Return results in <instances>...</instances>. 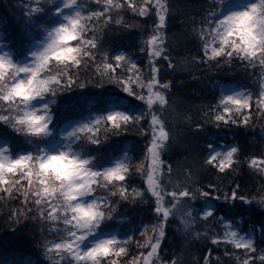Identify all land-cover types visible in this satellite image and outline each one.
I'll return each instance as SVG.
<instances>
[{
	"label": "snow or ice",
	"instance_id": "1",
	"mask_svg": "<svg viewBox=\"0 0 264 264\" xmlns=\"http://www.w3.org/2000/svg\"><path fill=\"white\" fill-rule=\"evenodd\" d=\"M34 2L38 4V0ZM48 2L55 3L50 11L55 13L56 22L44 29V37L35 50L29 49L24 59H16L8 51L0 52V109L8 113H0V122L23 135L26 143L34 149L13 154L0 144V192L8 197L18 192L23 198L25 211L31 212L34 206L37 213L33 218L49 225L48 231L57 237L45 244L51 264H120L121 259L128 255L130 239L102 235V226L113 219L112 213L116 211L111 197L119 196L121 200L134 202L150 194L160 222L152 226L151 235L147 229L141 233L145 242L136 243L148 251L140 252L129 264H157L161 241L165 237V224L170 217L176 218L178 213L192 217V211L183 202L194 194L187 186L180 185H173V190L168 191L164 183L166 176L172 173L171 166L161 159L169 132L158 112L168 105L165 90L170 84L161 83L158 79L159 68L155 66L154 59L149 62L147 81L142 69L124 54L112 57L114 63L109 62L105 54L103 60L96 64L97 72L120 84L128 96L143 101L148 109L151 139L145 149L144 161L139 165L134 166L131 157L125 155L124 159L110 166L97 167L95 157L74 145L82 139L91 145H99L102 130L119 133L129 124L139 123L145 113L133 115L127 109L112 108L106 114L74 128L68 133L67 142L59 146L52 139L54 133L50 125L53 124L51 105L56 102L58 92L74 86L85 87L79 82V71L89 62L96 63L95 50L99 47L97 22L102 20L104 26L112 23V12H119L127 6L137 15L146 17L154 10L157 22L153 34L145 41L146 48L151 58L167 59L163 32L168 17L167 0H142L139 4L138 0H94L100 6V10L94 11H88L78 0ZM65 9L71 14L65 13ZM44 11L41 6L32 7L28 9L29 18ZM210 15L214 24L210 22L209 28L199 32L204 56L218 64L221 60L229 62L238 58L247 62L246 67H259L261 91L255 103L258 109H264V0H248L237 10ZM115 23L120 24L121 19H116ZM3 47L0 44V49ZM169 67L174 65L169 62ZM118 68H125L130 74L121 78L117 75ZM252 103L253 96L247 91L224 95L220 100L222 108L214 119L218 123L247 125L250 117L244 116L237 121L233 115L250 109ZM237 152L238 148L233 146L224 152H215L205 162L215 164L220 172H224L232 166ZM259 165H264V158L251 159V167L258 168ZM133 168L142 176L146 187L133 188L129 192L127 180ZM259 170L264 171V168ZM98 190H103V193ZM201 195L207 198L210 193L202 192ZM166 198H171L167 206ZM226 199L245 201V198L237 197L235 191ZM260 203L264 204V198ZM213 214V211L205 209L201 218L208 220ZM194 220V217L182 220L185 230ZM220 222L224 223L223 219ZM211 243L230 244L237 250L243 249L246 258L240 260L237 257L239 264H254L251 254L256 249L251 235L241 234L231 224H225L223 235L214 237ZM210 255L205 256V264H209ZM258 258L264 262V255ZM171 264H177V261Z\"/></svg>",
	"mask_w": 264,
	"mask_h": 264
},
{
	"label": "trees",
	"instance_id": "2",
	"mask_svg": "<svg viewBox=\"0 0 264 264\" xmlns=\"http://www.w3.org/2000/svg\"><path fill=\"white\" fill-rule=\"evenodd\" d=\"M235 1L167 0L168 17L163 30L164 55L167 59L151 58L146 48L145 41L153 34L157 22L154 10L146 17L137 15L127 6L119 12H112V23L104 26L102 20L97 22L99 47L95 50L96 63L89 62L86 68L79 71V82L85 84V87L74 86L70 90L60 91L55 101H60V105L64 103L63 109L51 105L52 113L60 120L71 115L80 117L86 112L88 107L81 106L87 104L84 95L87 92L95 93L92 95L94 97H102L101 104L105 106L128 108L134 101L140 100L128 96L120 84L97 72L96 64L103 60L105 54L109 62L114 63L111 58L123 50L142 69L144 80L147 81L149 62L154 59L155 66L159 68L158 79L161 83L170 84L169 89L165 90L168 105L158 112L169 132L167 147L161 153V159L171 166L172 173L166 176L164 183L168 191L173 190V185H180L187 186L194 194L183 202L192 211V217H184L183 213H178L176 218L170 217L165 224V237L161 241L157 264H171L174 260L177 264H205L204 258L209 253V264H239L237 257L245 259V250H237L230 244L211 243L214 237L223 235L225 224L233 225L242 233L253 234L256 252L251 255L254 257V264H264L258 258L264 255V204L260 203L264 198V171L259 170L264 165H259L258 168L250 166L252 158H264V109H258L255 103L261 91V69L246 67L247 62L238 58L229 62L221 60L219 64L215 60H207L199 38L201 29H207L210 22H215L210 13L222 14ZM78 3L88 11L100 10L94 0H78ZM139 3L142 0H138ZM36 6L39 4L34 0H0V27H3L0 29V42L7 43L14 49L21 47L16 59L28 50L32 41L42 40L44 29L56 22L53 11L28 18V9ZM54 7L55 5L52 8ZM39 18H44L40 23L48 18L44 22L46 27L34 34L31 25L32 22L39 21ZM116 19H121V23L116 24ZM169 62L174 67H169ZM128 74L130 73H126L125 68L117 69V75L121 78ZM236 86L251 89L253 103L250 109H243L241 113L234 114L233 118L241 121L244 116H248L250 119L247 125L218 123L214 117L222 108L220 100L225 95L224 90ZM136 104L134 103V108ZM80 110L84 113L78 114ZM138 110L129 111L136 115ZM147 112V109L141 112L145 116L139 123L129 124L119 133L102 130L99 133V145H91L86 139H82L74 146L87 150L95 157L97 167L111 163L114 156L126 151L131 153V163L139 165L144 161L145 149L151 139L148 134L151 117ZM0 113L8 114L2 109ZM5 137L10 140L15 151L23 150L27 144L23 135L0 122V140ZM227 143L239 144V150L233 158L232 166L220 172L215 164L205 161L211 157L214 147ZM127 186L129 192L133 188L146 187L135 168L127 180ZM98 191L103 193V190ZM234 191L237 197H243L251 203L240 199H226ZM202 192H209L210 196L206 198L201 195ZM0 197H3L0 199V264H51L45 252V244L57 237L48 231L47 223L33 218L37 209L33 206L31 212H26L23 198L18 192H14L11 197L0 192ZM111 199L115 201L116 211L112 213L113 219L102 226V233L114 232L120 234V237L116 235L118 239H130L131 242L127 245L128 255L120 261V264H129L140 252L148 251L140 248L136 241L143 244L145 237L141 233L147 229L151 235L152 226L160 222V217L154 211V198L150 194L147 198L134 202L121 200L119 196ZM170 199L166 198V206ZM207 205H212L214 214L204 220L201 217ZM193 217L194 223L185 230L182 220H191ZM221 219L224 223L220 222Z\"/></svg>",
	"mask_w": 264,
	"mask_h": 264
},
{
	"label": "rangeland",
	"instance_id": "3",
	"mask_svg": "<svg viewBox=\"0 0 264 264\" xmlns=\"http://www.w3.org/2000/svg\"><path fill=\"white\" fill-rule=\"evenodd\" d=\"M57 1V0H56ZM248 2V0H241V2H240V4H239V6L236 8V9H234V10H237V9H239V7L242 5V4H244V3H247ZM38 4H39V6H41V7H43L44 9H45V11H47V14L50 12V9L55 5L54 3H49L48 2V0H38ZM54 4V5H53ZM44 11V12H45ZM65 11V13H67V14H71V12H70V10H68V9H65L64 10ZM26 13H24V15H25ZM47 14L44 16V18L47 16ZM36 14H33L32 16H35ZM28 18H29V16H28ZM41 18V17H40ZM39 18V21H37V22H32V25L31 26H33L32 27V33H33V31H34V34H38V32H40L44 27H46V23H44V22H46V20L48 19H46L44 22H42V23H40L43 19H40ZM40 23V24H39ZM1 28H3L2 26L0 27V29ZM0 38H1V34H0ZM41 40H37L36 42H35V44H33L32 45V47H30V49H32V50H35V48H36V46H37V44L40 42ZM0 44H2V45H4V47L2 48V49H0V52H5V51H8V52H11L12 53V55H13V57L14 58H17V55L20 53V50H19V48H21V47H19V48H16V49H14L13 47H11V46H9V44H4V43H2V42H0ZM28 52H29V49H28ZM120 54H124V53H120ZM26 55V54H25ZM119 55V54H118ZM25 58V57H24ZM23 58V59H24ZM29 58H30V54H29ZM236 91H247V92H250L251 93V91L250 90H248V89H244V88H233V89H230L229 91H228V93H226V95H228V94H232V93H234V92H236ZM59 93V92H58ZM96 103H95V105L93 104V105H90L91 107H96ZM53 106H55V107H59V108H64L65 106H64V103H62L61 105H60V101H58V102H55L54 104H53ZM51 110H52V108H51ZM83 110V109H82ZM82 110H80V113H82ZM52 112V111H51ZM100 115H102L101 114V112L100 113H97L96 115H86V117L83 119V120H79V121H75V122H73V123H70V124H64V126L62 127V132H61V140H59V142H57L58 143V146L61 144V143H66L67 141H66V137H67V135H68V133H71L73 130H74V128H76V127H78L79 125H82V124H85V123H88V122H90V121H92V120H94V118H96V117H98V116H100ZM52 118H53V124L52 125H50V128H52V130H53V133H54V129H55V126L57 125V123H56V121H57V119L55 118V116H54V114L52 113ZM7 137H5L3 140H0V144H2L5 148H7L8 150H9V152H11V153H13V154H15V153H18V152H26V151H34V149L31 147H28L29 148V150H28V148L26 147V146H28L29 144H26V145H24V149L22 150V151H20V150H18V151H15L16 149H14V147L12 146V143H10L9 141V139L7 140L6 139ZM34 139V138H33ZM52 139H55V135H53V137H52ZM31 146V145H30ZM233 146H235V147H237L235 144H230V145H227L226 147H220V148H217L215 151H213V153H211V155H213L215 152H224V151H226V150H229L231 147H233ZM125 155H127L128 157H130V154L129 153H127V154H125ZM125 155L124 156H119L118 158H117V160H121V159H124L125 158ZM116 160V161H117ZM110 166V165H109ZM211 206V205H210ZM103 236H105V237H110V236H116V234L115 233H104V234H102ZM252 237V239H253V236H251Z\"/></svg>",
	"mask_w": 264,
	"mask_h": 264
},
{
	"label": "bare ground",
	"instance_id": "4",
	"mask_svg": "<svg viewBox=\"0 0 264 264\" xmlns=\"http://www.w3.org/2000/svg\"><path fill=\"white\" fill-rule=\"evenodd\" d=\"M204 28V27H203ZM261 77V73L259 74V78ZM236 146H237V148H238V150H239V144H236ZM212 206V205H211ZM119 225H121V223L119 224ZM116 235H117V237H120V234H117V233H115Z\"/></svg>",
	"mask_w": 264,
	"mask_h": 264
}]
</instances>
